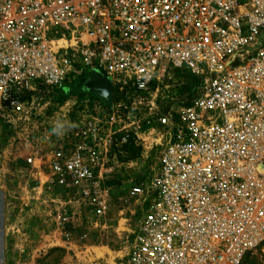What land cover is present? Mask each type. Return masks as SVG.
Here are the masks:
<instances>
[{
    "label": "built area",
    "instance_id": "built-area-1",
    "mask_svg": "<svg viewBox=\"0 0 264 264\" xmlns=\"http://www.w3.org/2000/svg\"><path fill=\"white\" fill-rule=\"evenodd\" d=\"M91 71L111 79L113 105L93 104L104 111L72 147L29 162L102 217L110 128L152 126L156 164L130 191L142 218L124 264H264V0H0V110L18 115ZM176 73L196 86L161 110Z\"/></svg>",
    "mask_w": 264,
    "mask_h": 264
},
{
    "label": "rangeland",
    "instance_id": "rangeland-1",
    "mask_svg": "<svg viewBox=\"0 0 264 264\" xmlns=\"http://www.w3.org/2000/svg\"><path fill=\"white\" fill-rule=\"evenodd\" d=\"M89 78L35 94L32 109L18 115L0 110V264H124L136 242L141 205L130 191L153 175L157 151L151 146L157 134L152 126L142 132L130 125L110 128L115 143L108 160L112 172L102 180L109 205L102 217L76 189L53 180L46 163L39 168L28 160L43 157L47 161L59 145L72 147L83 120L97 109L104 111L93 104L113 105L85 88ZM196 82L195 77L176 73L163 89L160 109L178 108ZM57 119L72 125L62 137L49 132ZM126 131L131 138L121 143Z\"/></svg>",
    "mask_w": 264,
    "mask_h": 264
},
{
    "label": "water",
    "instance_id": "water-1",
    "mask_svg": "<svg viewBox=\"0 0 264 264\" xmlns=\"http://www.w3.org/2000/svg\"><path fill=\"white\" fill-rule=\"evenodd\" d=\"M91 74L92 73L90 72V74H89L90 78L85 83V88H87V89H89L91 91L97 92L98 94H100L101 96H103L105 98V100L107 101V103L109 105H111L112 102H113V88H112V83H107V84L104 85V87H102L105 90V92L103 94L102 91H101V88L99 89V87L94 86V85L91 84V82L95 79L94 76H91ZM92 75H95V74H92ZM90 80H92V81H90Z\"/></svg>",
    "mask_w": 264,
    "mask_h": 264
},
{
    "label": "clouds",
    "instance_id": "clouds-1",
    "mask_svg": "<svg viewBox=\"0 0 264 264\" xmlns=\"http://www.w3.org/2000/svg\"><path fill=\"white\" fill-rule=\"evenodd\" d=\"M71 127H72V125L68 121H66L64 119H57L54 121L49 132H50V134L55 135L57 137H62L67 133V131Z\"/></svg>",
    "mask_w": 264,
    "mask_h": 264
},
{
    "label": "bare ground",
    "instance_id": "bare-ground-1",
    "mask_svg": "<svg viewBox=\"0 0 264 264\" xmlns=\"http://www.w3.org/2000/svg\"><path fill=\"white\" fill-rule=\"evenodd\" d=\"M91 73H92V74H95V75H92V74H91V76H94V78H95L93 81L90 80V81H92L91 84L94 85V86L99 87V89L101 88V91H102V93L104 94L105 90H104V88H102V87H104V85L107 84V83H111V79L108 78V77H105V76H103V75H101V76H102V77H101L97 71H91ZM88 80H89V79H88ZM88 80H87V81H88ZM85 83H86V82H85ZM85 83H83V84H85Z\"/></svg>",
    "mask_w": 264,
    "mask_h": 264
}]
</instances>
